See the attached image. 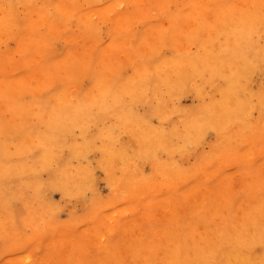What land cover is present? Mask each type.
Segmentation results:
<instances>
[{
	"label": "clouds",
	"instance_id": "1",
	"mask_svg": "<svg viewBox=\"0 0 264 264\" xmlns=\"http://www.w3.org/2000/svg\"><path fill=\"white\" fill-rule=\"evenodd\" d=\"M0 264H264V0H0Z\"/></svg>",
	"mask_w": 264,
	"mask_h": 264
},
{
	"label": "rangeland",
	"instance_id": "2",
	"mask_svg": "<svg viewBox=\"0 0 264 264\" xmlns=\"http://www.w3.org/2000/svg\"><path fill=\"white\" fill-rule=\"evenodd\" d=\"M55 198H57V199H58V198H59V195L57 194Z\"/></svg>",
	"mask_w": 264,
	"mask_h": 264
}]
</instances>
